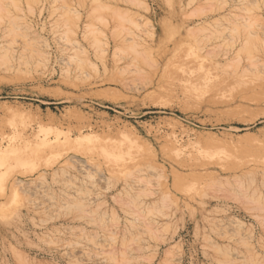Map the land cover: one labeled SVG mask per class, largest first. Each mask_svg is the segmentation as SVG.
Returning <instances> with one entry per match:
<instances>
[{"label": "rangeland", "instance_id": "obj_1", "mask_svg": "<svg viewBox=\"0 0 264 264\" xmlns=\"http://www.w3.org/2000/svg\"><path fill=\"white\" fill-rule=\"evenodd\" d=\"M0 264H264V0H0Z\"/></svg>", "mask_w": 264, "mask_h": 264}, {"label": "bare ground", "instance_id": "obj_2", "mask_svg": "<svg viewBox=\"0 0 264 264\" xmlns=\"http://www.w3.org/2000/svg\"><path fill=\"white\" fill-rule=\"evenodd\" d=\"M74 163V162H73ZM80 172H81V170H80ZM82 173V172H81ZM84 174V173H83Z\"/></svg>", "mask_w": 264, "mask_h": 264}]
</instances>
